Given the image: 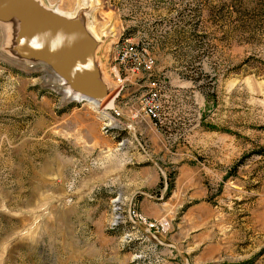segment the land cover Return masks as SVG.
<instances>
[{
  "label": "rangeland",
  "instance_id": "obj_1",
  "mask_svg": "<svg viewBox=\"0 0 264 264\" xmlns=\"http://www.w3.org/2000/svg\"><path fill=\"white\" fill-rule=\"evenodd\" d=\"M42 1L82 17L114 100L67 96L14 52L18 25L0 22V264H184L128 218L137 191L172 194L130 123L193 184L174 182L168 242L180 220L202 219L208 245L177 234L191 264H264V0ZM128 40L154 57L151 71L120 66ZM154 92L156 119L145 111Z\"/></svg>",
  "mask_w": 264,
  "mask_h": 264
},
{
  "label": "water",
  "instance_id": "obj_2",
  "mask_svg": "<svg viewBox=\"0 0 264 264\" xmlns=\"http://www.w3.org/2000/svg\"><path fill=\"white\" fill-rule=\"evenodd\" d=\"M11 21L18 25L13 50L20 58L47 67L81 97L77 101H87L102 108L107 105L111 88L103 79L97 63L99 41L82 17L66 15L42 0H0V22ZM129 127L149 160L159 168L166 191L169 187L168 173L136 136L135 126L130 123ZM138 193L158 199L146 191H137L136 194ZM134 197L135 195L131 198L128 210L131 222L160 245L174 249L184 264H191L189 257L178 245L168 242L165 235L154 232L131 215Z\"/></svg>",
  "mask_w": 264,
  "mask_h": 264
},
{
  "label": "crops",
  "instance_id": "obj_3",
  "mask_svg": "<svg viewBox=\"0 0 264 264\" xmlns=\"http://www.w3.org/2000/svg\"><path fill=\"white\" fill-rule=\"evenodd\" d=\"M175 182H176V187L187 186V188H186L187 191H190L193 188L192 187L193 184L186 182L184 179L183 180L181 179V174L177 176V178L175 179ZM174 190H175V186H174L173 191ZM173 191H172V194L168 197L169 199L167 198L168 199L167 201L166 200L162 201L160 199H154V198H151V197H148L146 195L138 193L134 197V203L137 206V208L144 215H146L149 219H159V218L163 217L164 215L171 216L172 210H173L172 209V206H173L172 202L173 201H171V199L174 195ZM132 195L130 196L129 204H130L131 198L133 197ZM129 204L127 205L128 209H129ZM203 204H204L203 205L204 208H206V205H205L206 203H203ZM201 208H202L201 205L194 204L191 206L190 209H188V213L186 211V214H190L191 212H196V211L200 212ZM172 219H170V221H172ZM171 226L172 225L170 222V227ZM205 227L202 226V219H200L198 221L190 222L187 219L183 218L176 225H174L172 227V231L175 232V233H173V235L177 236V237H174L172 242L179 246V241H181V240L178 238L179 235H177V234H179V232H181V234H186V236L184 238H188V239L194 238V240L196 241V245L199 247H202L203 245H208L209 240L207 239L208 235L206 234L207 230H205ZM190 235H192V237H190ZM172 238H173V236H172ZM183 239H182V241H184Z\"/></svg>",
  "mask_w": 264,
  "mask_h": 264
},
{
  "label": "built area",
  "instance_id": "obj_4",
  "mask_svg": "<svg viewBox=\"0 0 264 264\" xmlns=\"http://www.w3.org/2000/svg\"><path fill=\"white\" fill-rule=\"evenodd\" d=\"M122 44L117 54V60L120 66L124 67L127 72L141 73L153 69L155 64L154 57L144 46H140L138 43L132 41H125ZM63 84L65 85L64 81ZM145 111L149 117L154 119L159 116L158 94L156 92L152 93L151 97L146 101ZM134 218L147 225L154 232L163 235H165L170 227V221L167 218L149 219L136 208H134Z\"/></svg>",
  "mask_w": 264,
  "mask_h": 264
},
{
  "label": "bare ground",
  "instance_id": "obj_5",
  "mask_svg": "<svg viewBox=\"0 0 264 264\" xmlns=\"http://www.w3.org/2000/svg\"><path fill=\"white\" fill-rule=\"evenodd\" d=\"M55 9H57L58 11H60V12H62V13H64V14H66V15H68L67 13H65V12H63V11H61V10H59L58 8H55ZM16 24H17V22H15ZM128 41H130V40H128ZM59 80V82H61V84H63V80H60V79H58ZM64 85V84H63ZM110 88H111V86H110ZM113 88H114V86H113ZM113 88H111V91L109 92V98H110V100H109V102L107 103V105L105 106V107H103V108H108V106H111L112 105V103H113V100H114V98H112L111 97V94H112V90H113ZM65 92L67 93V96H69V97H73L75 100H77V99H79V100H81V97L78 95V94H76V93H74L73 91H71L69 88H67L66 90H65ZM96 106H98V105H96ZM100 107V106H99ZM133 214H134V211H133V207H132V211H131V215L133 216ZM129 213H128V217H129ZM134 217V216H133ZM117 218H120L119 216H117ZM129 219H130V217H129ZM131 221V220H130Z\"/></svg>",
  "mask_w": 264,
  "mask_h": 264
},
{
  "label": "trees",
  "instance_id": "obj_6",
  "mask_svg": "<svg viewBox=\"0 0 264 264\" xmlns=\"http://www.w3.org/2000/svg\"><path fill=\"white\" fill-rule=\"evenodd\" d=\"M169 176V188L167 190V196H169L172 192V189L174 188V182H175V174L168 173Z\"/></svg>",
  "mask_w": 264,
  "mask_h": 264
}]
</instances>
